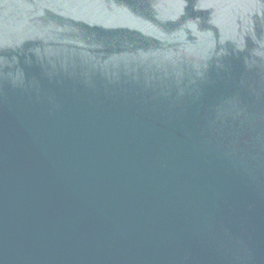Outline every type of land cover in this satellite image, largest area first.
Returning a JSON list of instances; mask_svg holds the SVG:
<instances>
[{"label": "water", "instance_id": "95a60500", "mask_svg": "<svg viewBox=\"0 0 264 264\" xmlns=\"http://www.w3.org/2000/svg\"><path fill=\"white\" fill-rule=\"evenodd\" d=\"M0 264H264V0H0Z\"/></svg>", "mask_w": 264, "mask_h": 264}]
</instances>
